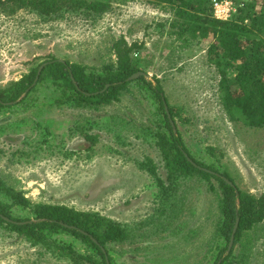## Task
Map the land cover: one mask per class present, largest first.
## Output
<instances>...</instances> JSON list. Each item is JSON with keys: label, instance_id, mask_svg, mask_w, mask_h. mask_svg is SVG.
Returning <instances> with one entry per match:
<instances>
[{"label": "rangeland", "instance_id": "rangeland-1", "mask_svg": "<svg viewBox=\"0 0 264 264\" xmlns=\"http://www.w3.org/2000/svg\"><path fill=\"white\" fill-rule=\"evenodd\" d=\"M240 1L232 0L236 8ZM165 16L163 5L147 0H113L111 11L95 24L77 15L55 21L25 11L10 17L0 15V89L51 56L100 68L115 58L109 46L122 36L127 42L141 44L133 54L139 71L153 85L155 77L161 78L172 108L174 133H180L191 152L207 163L217 158L218 169L229 171L238 187L264 194V154L248 147L255 142L257 148H264L263 133L248 135L244 128L237 133L218 98L216 73L205 58L206 45L176 43L168 36V27L160 26ZM129 88L101 112L50 104L59 94L48 84L32 94L28 108L18 103L2 108L0 176L32 202L98 211L122 224H137L139 232L147 230L150 237H141L140 244L145 249L151 246L153 253L141 250L136 255H122L116 258L117 264H144L145 256L158 259L159 252H170L175 259L155 264H183L186 260L182 259L196 264L209 247L211 235H205L214 226L213 195L203 181L202 185H192L184 203L176 197L167 200L166 207L161 205L166 199H158L157 181L137 164L147 158L159 161L155 139L139 129L140 123L156 119L153 96L139 84ZM114 111L123 117L110 122L108 116ZM86 127L101 132L92 152L84 148L85 140L79 133ZM207 147L214 148L213 156ZM159 169L165 178V170ZM163 210L168 215L176 211L175 217L168 221L161 216ZM12 212L29 216L18 208ZM191 221L200 231H194L195 236L187 241L185 232ZM263 235L260 232L249 238V264L264 262ZM58 238L85 251L86 245L70 236ZM0 264L72 263L53 248L33 244L0 227Z\"/></svg>", "mask_w": 264, "mask_h": 264}, {"label": "trees", "instance_id": "trees-1", "mask_svg": "<svg viewBox=\"0 0 264 264\" xmlns=\"http://www.w3.org/2000/svg\"><path fill=\"white\" fill-rule=\"evenodd\" d=\"M147 1L166 8V16L160 26L162 29L168 27L167 34L175 42L206 45L205 58L216 73L218 98L229 120L235 123L237 133L244 128L249 130L248 135L262 132L263 137L264 0H241L236 12L227 20L214 17V1L221 0ZM112 5L113 0H0V15L10 17L25 11L46 21L77 15L95 24L111 11ZM111 49L115 58H110L100 68L54 56L42 62L44 65L39 73L42 63L31 66L19 79L0 89V110L16 103L25 104V108H28L32 94L48 84L59 94L50 104H68L101 112L106 105L118 101L122 92L129 91L130 84H139L141 89L145 88L152 94L156 109V119L149 118L148 124L140 123L139 129H145V133L155 139L159 161L154 162L146 156V160L137 164L157 181L161 193L158 199H166L161 205L166 207L167 200L176 197L181 204L184 203L192 185H202L203 181H206L207 191L213 195L216 206L214 226L210 234L205 235H211L207 241L209 247L201 253L196 264L205 261L206 264H249V238L260 232L264 234V194L255 195L238 187L229 171L218 169L217 158L213 157L214 161L207 163L204 157L191 152L180 133H174L165 106L170 115L172 108L161 78L155 77L154 85L142 75L127 79L140 69L133 54L141 49V44L127 42L120 36L112 40ZM122 117L118 111L108 116L110 122ZM79 133L85 140L84 148L88 152L94 151V144L101 139V132L94 133L86 127L79 129ZM252 146L248 145L253 152L264 154L263 147L257 148L255 142ZM207 149L213 156L214 148ZM159 168L165 170V178ZM225 179L233 182L235 187ZM13 208L24 210L29 216L16 215L12 212ZM162 212L165 214L161 216L165 215L169 221L170 217H175L176 211L169 215L166 210ZM161 216H158L159 219ZM237 218L233 244L228 250ZM136 226L122 224L98 211L78 210L60 203L32 202L21 191L8 186L0 176V227L22 235L33 244L53 248L72 264H117L116 258L122 255H136L141 250L145 254L153 253L151 246L145 249L140 244L141 237H150L149 232H139V226ZM196 228L192 221L187 224V241L195 236L194 231H200ZM63 235L86 245L85 251L58 238ZM175 235L178 237L177 233ZM158 254V259L145 256L144 264L175 259V255H170V252ZM184 255L187 257L186 253ZM182 260H186L183 264L187 263V259Z\"/></svg>", "mask_w": 264, "mask_h": 264}, {"label": "built area", "instance_id": "built-area-1", "mask_svg": "<svg viewBox=\"0 0 264 264\" xmlns=\"http://www.w3.org/2000/svg\"><path fill=\"white\" fill-rule=\"evenodd\" d=\"M236 12V7L232 0L214 1V17L227 20Z\"/></svg>", "mask_w": 264, "mask_h": 264}, {"label": "water", "instance_id": "water-1", "mask_svg": "<svg viewBox=\"0 0 264 264\" xmlns=\"http://www.w3.org/2000/svg\"><path fill=\"white\" fill-rule=\"evenodd\" d=\"M43 65H44V63H42V64L40 65V67H39V69H38V73L40 72V70H41V68L43 67ZM140 75L145 76V73H143V72H141V71H137L136 73L132 74V75H131L130 77H128L127 79H128V80H130V79H134V78H136V77H138V76H140ZM105 87H106V86H105ZM165 110H166V112H167V116H168V118H170V113H169V111H168V109H167V106H165ZM169 120H170V123L173 125L172 120H171V119H169ZM225 181H227V183L230 184L231 186L235 187V185L233 184V182H231V181H229V180H227V179H225ZM237 226H238V218L236 219L235 224H234L233 229H232V234H231V236H230V241H229V247H228V250L231 248V246H232V244H233L234 234H235V231H236V229H237ZM106 264H109V263L107 262Z\"/></svg>", "mask_w": 264, "mask_h": 264}]
</instances>
